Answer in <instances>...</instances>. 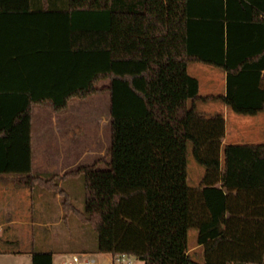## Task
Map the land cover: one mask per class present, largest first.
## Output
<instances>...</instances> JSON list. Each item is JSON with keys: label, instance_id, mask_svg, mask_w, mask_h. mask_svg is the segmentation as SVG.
<instances>
[{"label": "trees", "instance_id": "trees-1", "mask_svg": "<svg viewBox=\"0 0 264 264\" xmlns=\"http://www.w3.org/2000/svg\"><path fill=\"white\" fill-rule=\"evenodd\" d=\"M224 70L202 93L189 63ZM108 80V84H100ZM109 90L110 143L97 162L33 167V109ZM264 112V0H0V173L65 195L94 251L143 264H264V140L224 143L226 116ZM205 171L188 182V152ZM81 175L84 209L59 180ZM223 217V225L220 218ZM191 229L212 230L190 245ZM36 249L33 264H54Z\"/></svg>", "mask_w": 264, "mask_h": 264}, {"label": "rangeland", "instance_id": "rangeland-1", "mask_svg": "<svg viewBox=\"0 0 264 264\" xmlns=\"http://www.w3.org/2000/svg\"><path fill=\"white\" fill-rule=\"evenodd\" d=\"M206 64L200 61L189 63V71L197 74L200 78L202 93L211 92L207 82L208 69H200L194 66ZM210 65V64H209ZM208 65V66H209ZM100 84H108L103 80ZM223 80L218 79L212 87L215 93L223 90ZM200 109L206 111L219 110L224 112L219 101L200 102ZM227 116V133L229 138L241 140L252 139L264 133V112L254 115H246L229 110ZM47 128L49 142H44V151H40L42 145V131ZM52 129V133L51 132ZM54 130L56 133L54 134ZM110 143V92L105 90L90 95L88 98H74L70 101L67 109L61 112L53 111L49 106L36 105L33 109V163L34 170L44 176L57 172H66L82 164L97 162L104 167L102 157L105 155ZM63 152L64 157H60ZM83 151L89 154L81 156ZM204 167L193 157L191 149L188 152V182L191 185H198ZM62 173V174H63ZM60 174V173H59ZM60 186L67 190L69 203L78 209H84V187L81 175H65L59 180ZM39 190L41 187H35ZM43 190L44 196L37 200H29L32 206H28L22 213L30 218L59 220V224H52L50 227L55 230V238L49 237V233H29L28 238H23V245H36L38 247H62L66 251H80L82 249L94 250L97 246V235L93 226L84 223L73 212L63 210L62 200L65 195L48 189ZM57 194L60 197H57ZM58 199L61 201L58 202ZM64 216V217H63ZM221 223L223 217L220 218ZM223 225V223H222ZM212 230L191 229L189 232L190 245L196 248L198 239H205L211 236ZM199 250V248H196ZM133 264H141L136 259Z\"/></svg>", "mask_w": 264, "mask_h": 264}, {"label": "crops", "instance_id": "crops-1", "mask_svg": "<svg viewBox=\"0 0 264 264\" xmlns=\"http://www.w3.org/2000/svg\"><path fill=\"white\" fill-rule=\"evenodd\" d=\"M196 62V61H193ZM209 64H197L194 66L200 69H208L211 73L207 74V82L210 86L211 92L208 93H215L212 92L213 86L217 83L218 79L223 80V90L219 91L224 92L226 89V75L227 73L222 70L219 67L209 65ZM195 72L198 73V71L195 70ZM197 75V74H195ZM198 76V75H197ZM199 77V76H198ZM200 80V78H199ZM201 87V82H200ZM215 101V100H213ZM209 102V101H208ZM216 102V101H215ZM220 102V101H219ZM220 104L223 106L224 113L226 116V112L229 111L227 105L220 102ZM227 119V116H226ZM227 124V123H226ZM52 133V129L51 132ZM56 131L54 130V134ZM33 135V131H32ZM43 139H42V145H40V151H44V142H49L47 138V128L42 131L41 133ZM264 140V133L262 135H259L258 137H253L252 139H235V138H229L228 139V133H227V126H226V135L224 138V143L229 142H260ZM32 142H33V136H32ZM63 152L60 154V157L63 156ZM89 154L88 151H83L81 156L84 157L85 155ZM34 167V163H33ZM35 171V170H34ZM39 173V172H37ZM62 174L63 171L57 172ZM41 174V173H39ZM37 186H29L25 183H21L19 179L12 174H5L0 173V264H33L32 263V252L36 249H51L54 251V264L57 260L60 258L73 253V252H88L91 253L97 260L102 262L103 264H113L112 262V254L110 252H98L90 249H82L80 251H66V249H63L62 247H38L36 245H23L22 239L28 238L27 234L29 233H43L46 232L49 233V237L52 236L55 238V230L51 228L50 226L52 224H59V220H52V219H37V218H30L27 215L23 214L22 212L26 210L28 206H32V202H29V200H37L38 198H41L44 196V192L42 187L39 190H36ZM57 197H60L59 194H57ZM42 199V198H41ZM61 200V199H60ZM58 199V202L60 201ZM61 202V201H60ZM62 207L63 206V200H62ZM64 217V216H63ZM141 264H143V261H141Z\"/></svg>", "mask_w": 264, "mask_h": 264}, {"label": "built area", "instance_id": "built-area-1", "mask_svg": "<svg viewBox=\"0 0 264 264\" xmlns=\"http://www.w3.org/2000/svg\"><path fill=\"white\" fill-rule=\"evenodd\" d=\"M137 258L128 253L112 254L113 264H133ZM55 264H103L88 252H73L55 262Z\"/></svg>", "mask_w": 264, "mask_h": 264}]
</instances>
